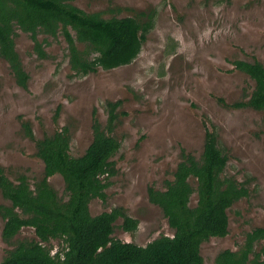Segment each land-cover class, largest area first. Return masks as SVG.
<instances>
[{
  "label": "rangeland",
  "instance_id": "1",
  "mask_svg": "<svg viewBox=\"0 0 264 264\" xmlns=\"http://www.w3.org/2000/svg\"><path fill=\"white\" fill-rule=\"evenodd\" d=\"M72 3L104 18L152 11L153 28L132 63L79 77L70 68L62 34L48 37L49 43L44 44L48 57L42 58L30 34L18 30L16 50L30 79L27 88L18 85L0 56V167L13 181L25 174L34 183L42 178L44 164L35 155L34 142L25 136L23 122H30L36 138L68 126L71 154L80 156L93 139V114L105 126L106 102L120 101L114 131L122 141L113 157L117 174L106 190V201L93 199L89 207L92 215L123 207L139 226L134 233L125 232L119 219L113 237L145 246L162 235H174L163 210L150 202L148 188L165 190L183 153L199 159L206 129L213 127L229 158L225 173L240 180L254 177L250 197L228 209L229 234L201 245L204 264H215L219 252L237 250L246 232L264 227V110L232 107L246 101L254 87V81L233 62L256 59L264 65V0ZM44 37L38 36L41 41ZM77 45L84 49L85 45ZM49 182L66 197L61 175L50 177ZM196 201L194 194L191 204ZM2 204L11 206L0 190ZM4 222L0 213V262L15 247L4 241ZM25 239H36L33 228H23L12 241ZM49 245L55 251L62 241L54 239ZM256 248L264 250L263 241Z\"/></svg>",
  "mask_w": 264,
  "mask_h": 264
},
{
  "label": "trees",
  "instance_id": "2",
  "mask_svg": "<svg viewBox=\"0 0 264 264\" xmlns=\"http://www.w3.org/2000/svg\"><path fill=\"white\" fill-rule=\"evenodd\" d=\"M72 1L0 0V56L9 64L18 85L27 88L30 79L16 50L18 30L30 34L42 58L48 57L44 45L49 43L48 37L62 34L70 68L77 77L100 68L128 65L141 52L153 28L154 12L104 18L100 12L83 11ZM41 35L45 36L42 41L38 38ZM78 43L85 45L84 49H79ZM233 63L254 81V87L246 101L232 107L264 110V65L256 59ZM120 105V101L106 102L105 126L93 114V139L80 156L71 154L68 126L36 138L30 122H23L25 136L34 142L35 155L43 162L44 171L42 178L32 183L25 174H18L13 181L0 167V190L11 202V206L0 205L5 220L2 236L15 245L0 264H204L201 245L212 237L229 234L228 209L250 197L254 177L240 180L225 173L229 158L213 127L206 129L199 159L183 153L165 190L148 188L150 202L163 210L173 236L162 235L145 246L125 242L113 237L116 222L122 219L120 227L134 233L139 221L123 207L91 214L90 202L96 198L106 201V190L117 174L113 157L122 141L114 131ZM56 174L64 180L66 197L50 185L49 178ZM194 194L197 201L192 205ZM25 227L34 229L36 239L14 243L12 240ZM54 239L62 241L55 251L49 245ZM261 241L264 247V227H256L245 233L237 250L219 252L215 264H264V250L256 248Z\"/></svg>",
  "mask_w": 264,
  "mask_h": 264
}]
</instances>
